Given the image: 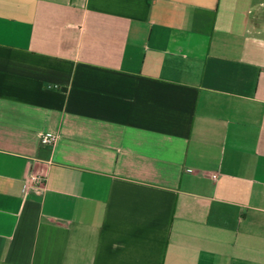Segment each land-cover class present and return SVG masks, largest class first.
<instances>
[{
	"label": "crops",
	"instance_id": "crops-1",
	"mask_svg": "<svg viewBox=\"0 0 264 264\" xmlns=\"http://www.w3.org/2000/svg\"><path fill=\"white\" fill-rule=\"evenodd\" d=\"M0 264H264V0H0Z\"/></svg>",
	"mask_w": 264,
	"mask_h": 264
},
{
	"label": "built area",
	"instance_id": "built-area-1",
	"mask_svg": "<svg viewBox=\"0 0 264 264\" xmlns=\"http://www.w3.org/2000/svg\"><path fill=\"white\" fill-rule=\"evenodd\" d=\"M59 136L52 133H45L42 135L41 140L45 145H54L58 140ZM46 178L38 173L31 172L26 179V182L23 187V192L25 194L35 193V194H43L45 187Z\"/></svg>",
	"mask_w": 264,
	"mask_h": 264
}]
</instances>
